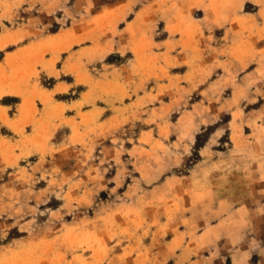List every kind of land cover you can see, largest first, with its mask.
Masks as SVG:
<instances>
[{"label":"rangeland","instance_id":"obj_1","mask_svg":"<svg viewBox=\"0 0 264 264\" xmlns=\"http://www.w3.org/2000/svg\"><path fill=\"white\" fill-rule=\"evenodd\" d=\"M0 264H264V0H0Z\"/></svg>","mask_w":264,"mask_h":264}]
</instances>
